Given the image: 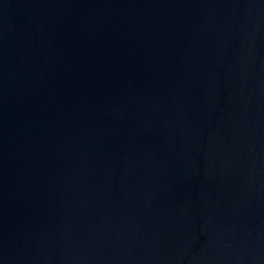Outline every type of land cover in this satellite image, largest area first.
I'll list each match as a JSON object with an SVG mask.
<instances>
[{"label": "water", "instance_id": "obj_1", "mask_svg": "<svg viewBox=\"0 0 264 264\" xmlns=\"http://www.w3.org/2000/svg\"><path fill=\"white\" fill-rule=\"evenodd\" d=\"M0 264H264V0H0Z\"/></svg>", "mask_w": 264, "mask_h": 264}]
</instances>
